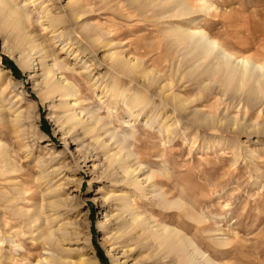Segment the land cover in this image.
Returning a JSON list of instances; mask_svg holds the SVG:
<instances>
[{
  "label": "rangeland",
  "instance_id": "374dc122",
  "mask_svg": "<svg viewBox=\"0 0 264 264\" xmlns=\"http://www.w3.org/2000/svg\"><path fill=\"white\" fill-rule=\"evenodd\" d=\"M7 1L27 21L19 41L0 18V264H181L162 226L220 264H264V92L173 37L200 26L264 63V0Z\"/></svg>",
  "mask_w": 264,
  "mask_h": 264
},
{
  "label": "bare ground",
  "instance_id": "6f19581e",
  "mask_svg": "<svg viewBox=\"0 0 264 264\" xmlns=\"http://www.w3.org/2000/svg\"><path fill=\"white\" fill-rule=\"evenodd\" d=\"M179 8L180 9H177V15L190 13L192 14L196 10L186 1H184L183 6ZM201 8L202 6H199V8H197V11H199V9ZM0 18L3 19L2 22L4 24L10 26L18 32L17 35L19 38L17 36L16 37L19 39V41L25 39V37L21 38V34L23 33V30L25 28L24 23L27 21V15L23 10H21L20 7L12 6L7 0H0ZM190 22L193 23L192 20L189 21V23ZM173 35L175 41H177L179 45H183V47H189L188 54H191L192 57L198 56L204 59H214L216 65L213 71L214 73L221 71V75L224 76V81L226 84H230L231 82L236 81L237 83H239L240 87H249V93L250 89H252V91L258 90L259 92H264V63L260 62L261 60L257 61V59H254L251 56L236 55L235 53H233V51L231 52L225 49L215 37L207 35V33L200 26L183 27L181 25H177L175 28H173ZM116 58H114V61ZM118 60L120 59L117 58V60L113 63L115 67L119 66ZM110 89L112 90L113 88L111 87ZM45 90L48 94L56 93L57 95H60V97H67L75 94L74 86L70 82L60 83L57 81L46 80ZM113 94L119 96V93H116V91ZM136 96L137 97L135 100H141L143 98L142 95ZM143 99L141 101L145 106L147 104V101ZM66 103L67 101L65 102V104ZM90 117L94 118L95 123L99 121V118L97 116H94L92 112L90 114ZM68 119L73 122L75 117L73 115ZM76 123H80V121L77 120ZM128 135V132L121 134L110 132V137L114 139V142L118 145L119 150L124 148L127 149H125L126 156L132 155L127 145L124 143L126 137L128 138ZM133 203V200L127 203L128 210L133 208ZM168 203L174 204L170 201L167 202V204ZM131 218L134 222H138L140 220L139 214L135 212L131 215ZM143 229L145 231L148 230L147 224H143ZM154 231L155 230H152L150 232L153 233ZM153 236L155 237V239H159V243L161 245L169 248L170 250H173L176 254L178 253L177 256L179 257L181 264H220L210 257L203 255L204 253H202L197 247H195L190 239H187L186 236H183L180 233V230L176 229L175 227L169 228L166 226H162V231H155L153 233ZM43 259L48 260V258L46 257H44ZM40 262L41 261L38 260L36 263Z\"/></svg>",
  "mask_w": 264,
  "mask_h": 264
},
{
  "label": "trees",
  "instance_id": "16d2710c",
  "mask_svg": "<svg viewBox=\"0 0 264 264\" xmlns=\"http://www.w3.org/2000/svg\"><path fill=\"white\" fill-rule=\"evenodd\" d=\"M7 63L11 66L12 71L14 72V74L18 75V69L9 61H7Z\"/></svg>",
  "mask_w": 264,
  "mask_h": 264
}]
</instances>
